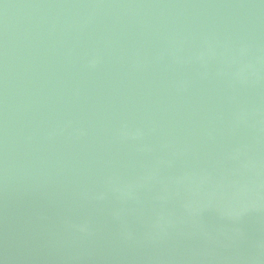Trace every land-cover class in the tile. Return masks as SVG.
<instances>
[{"label":"water","instance_id":"water-1","mask_svg":"<svg viewBox=\"0 0 264 264\" xmlns=\"http://www.w3.org/2000/svg\"><path fill=\"white\" fill-rule=\"evenodd\" d=\"M0 264H264V0H0Z\"/></svg>","mask_w":264,"mask_h":264}]
</instances>
